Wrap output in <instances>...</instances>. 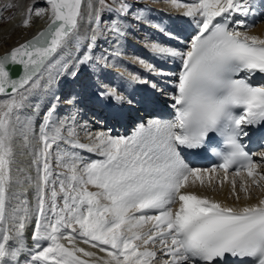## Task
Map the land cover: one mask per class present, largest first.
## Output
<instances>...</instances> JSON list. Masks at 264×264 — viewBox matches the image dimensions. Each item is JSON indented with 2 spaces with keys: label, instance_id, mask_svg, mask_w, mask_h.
Here are the masks:
<instances>
[{
  "label": "snow or ice",
  "instance_id": "1",
  "mask_svg": "<svg viewBox=\"0 0 264 264\" xmlns=\"http://www.w3.org/2000/svg\"><path fill=\"white\" fill-rule=\"evenodd\" d=\"M45 2L47 8L29 5L20 26L29 27L35 16L46 17V27L0 55V96L7 97L0 99V264H92L78 253H96L79 247L77 240L106 253L97 257L98 264H154L158 251L166 257L161 264H264V198L232 207L188 190L197 181L213 190L216 182H227L239 200L237 178L246 199L253 186L264 189V151L255 154L257 162L242 142L264 129V86L248 78L264 74V39L240 30L251 26L249 18L264 17V0H168L172 8L184 10L182 17L191 18L195 34L183 48L161 41L147 48L155 57L178 61L180 70L166 73L140 57L135 62L149 74L175 78L174 120H148L129 136L89 131L87 143L79 138L75 114L57 115L60 97L48 105L34 135L32 120L41 105L28 100L45 73L44 86L51 84V69L58 64L73 78L86 73L94 80L92 94L111 104L110 118L119 121L125 110L156 104L158 83L133 73L127 83L143 85L138 93L135 88L128 92L123 83H103L115 66L109 61L121 55L118 46L134 24L178 37L141 15L150 6L139 0ZM85 18L88 27L81 31ZM81 40L87 41L84 51L73 58ZM101 41L113 50L97 52ZM65 51L71 67L56 59ZM78 102L77 96L66 101L74 109ZM214 135L223 138L222 148ZM17 136L31 149L34 181L24 168L14 171ZM78 150L100 158L86 160ZM209 151L218 164L200 168L186 162ZM26 183L34 191V206L29 189L16 187ZM33 218L29 247L25 232Z\"/></svg>",
  "mask_w": 264,
  "mask_h": 264
},
{
  "label": "bare ground",
  "instance_id": "2",
  "mask_svg": "<svg viewBox=\"0 0 264 264\" xmlns=\"http://www.w3.org/2000/svg\"><path fill=\"white\" fill-rule=\"evenodd\" d=\"M87 2V0H86ZM39 4V5H36ZM41 4V5H40ZM36 8H47V4L45 2V0H38L35 4ZM156 8L161 9L162 11L165 12H169L170 14H177L176 16V21L180 22L181 18H183L180 13H182L184 10L183 9H175L172 8L168 2L166 1H159L154 3ZM18 7H16V11L15 13L3 24L0 26V54L8 51L11 47L17 45L18 43L22 42L23 40H25L26 38L34 35L39 29L43 28L46 25L47 22V18H37L35 16H33L32 21H31V25L29 27H22L20 26V22L22 21V19L24 18L23 13L25 12V10L28 8L29 4H28V0H19V3L17 5ZM85 13H87V8L84 7L82 9ZM83 27L81 29V31H84L88 25H87V19L85 18L84 21L81 22ZM252 27H251V31L259 36H264V17H258L255 19V21L252 23ZM137 41V39L135 40ZM87 43V41L85 40H81L79 42L78 45H76V47L79 49V51H75V55L72 56L73 58L77 55H80V52L84 51L83 45ZM143 44V43H141ZM56 59L59 60L61 62V64H63L66 60L68 61L69 64L72 63L71 60H69V52L65 51L62 55H57ZM59 71H66V69L62 68L60 66V64L56 65L53 69H51L52 72V82H54L57 73H59ZM44 77L48 78V74L47 72L45 73ZM62 88V86H60V89ZM55 89H50V90H46V91H39L38 92V98L39 100L37 101V103H39L40 105H43L44 103H48L50 102L51 96L54 93ZM163 96H170L168 95L166 92L162 93ZM86 98H88V94L85 95ZM158 97V102L154 105H158L161 107H164V101L159 97ZM7 97L5 96H0V99H5ZM29 104L30 101L28 100ZM62 104H66V101L61 102ZM165 110L169 111L166 107H164ZM94 109H97L96 107ZM139 109L138 106H136V108L127 110L128 115L131 117L132 113ZM101 113L103 111H100ZM30 115V111L28 112ZM89 116L91 121L94 123V127L95 129H91V132L94 131H99L101 129L97 128V125L100 124L97 121H95V116H93V114H91V112L89 111ZM21 118H24V115H22ZM23 121V120H22ZM87 122L85 120H82L80 123H78V125L80 127L77 128V131L79 133V137H82L86 134V132H84L81 128V126L85 125ZM32 124H33V129H34V135L36 133H38V124L37 121L35 119L32 120ZM89 125V124H88ZM106 129L104 128V131ZM21 140L22 137L17 136L14 139V148H15V163L13 165L14 171L16 168H24L26 170L27 173L31 174L33 177V181L35 180L36 177V171H35V167L31 165V155H30V151L31 149H26L24 147H21ZM31 143L32 145H34L36 143L35 138L31 139ZM21 147V148H20ZM23 175V174H22ZM229 176H231V174H229ZM246 176V174H245ZM237 193L240 195V199L237 200L233 195H231V186L229 183H225L223 186H220V184L218 182L215 183V190H213V187L211 186H207V184L204 187H201L199 182L197 181L196 184L194 186H192L190 188V190L196 191L197 193H200L202 195H207L209 197H211L214 200H217L219 202H221L222 204L228 205V206H232V207H243L247 204H255L258 202V200L260 198H264V189L261 188H257L255 186H253L250 189V193H251V197L246 199L244 194L242 192H240L239 189V178H237ZM17 188H28L29 189V200L31 202V205L34 206L35 204V199H34V191L31 188V186L29 184H24V185H17ZM34 220V218H33ZM32 223H29V225L26 228V232H25V236L26 239L28 241L29 236L31 234H28L29 230L31 229L32 231ZM166 257H162L161 254L158 251V257L157 259L154 261V264H161V260L164 259Z\"/></svg>",
  "mask_w": 264,
  "mask_h": 264
},
{
  "label": "rangeland",
  "instance_id": "3",
  "mask_svg": "<svg viewBox=\"0 0 264 264\" xmlns=\"http://www.w3.org/2000/svg\"><path fill=\"white\" fill-rule=\"evenodd\" d=\"M37 1H38V0H28V4H29V5H31V4H35ZM11 2H12V4L15 5V6H14V7H11V10L9 11L10 14H11L10 17L15 13V11H16V9H17L16 7H18L17 5H18V3H19V0H11ZM3 3H4V5H5V4L9 3V2H7V1H3ZM36 5H39V4H36ZM40 5H41V4H40ZM13 12H14V13H13ZM7 14H8V11L5 10L4 13H3V17H5V15H7ZM5 22H6V21L0 23V26L3 25ZM24 28H25V27H24ZM20 148H21V147H20ZM30 232H31V229L29 230L28 234H30Z\"/></svg>",
  "mask_w": 264,
  "mask_h": 264
},
{
  "label": "water",
  "instance_id": "4",
  "mask_svg": "<svg viewBox=\"0 0 264 264\" xmlns=\"http://www.w3.org/2000/svg\"><path fill=\"white\" fill-rule=\"evenodd\" d=\"M4 53H5V52H4ZM4 53H3V54H4ZM0 55H2V54H0Z\"/></svg>",
  "mask_w": 264,
  "mask_h": 264
}]
</instances>
